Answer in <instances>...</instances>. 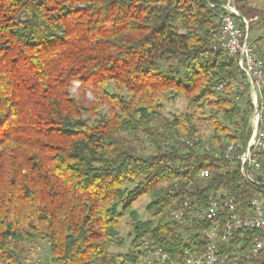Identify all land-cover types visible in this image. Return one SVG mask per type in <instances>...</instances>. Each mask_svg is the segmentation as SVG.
<instances>
[{
    "label": "trees",
    "instance_id": "1",
    "mask_svg": "<svg viewBox=\"0 0 264 264\" xmlns=\"http://www.w3.org/2000/svg\"><path fill=\"white\" fill-rule=\"evenodd\" d=\"M207 2L224 1L0 0V264H28L36 242L50 264H136L144 239L177 257L205 242L172 209L218 189L251 197L213 156L248 138L252 106L215 90L236 67ZM179 98L184 112L166 114Z\"/></svg>",
    "mask_w": 264,
    "mask_h": 264
},
{
    "label": "built area",
    "instance_id": "2",
    "mask_svg": "<svg viewBox=\"0 0 264 264\" xmlns=\"http://www.w3.org/2000/svg\"><path fill=\"white\" fill-rule=\"evenodd\" d=\"M207 7L219 24L214 48L224 51L236 67L235 76L222 79L215 90L220 93L227 87L236 102L246 92L252 106L248 138L226 142L213 156L219 169L238 174L251 197L240 200L233 192L218 189L204 205L183 202L168 213V219L180 227H195L205 242L202 247L184 249L172 257L162 246L144 239L136 264H252L264 255V52L249 40L248 21L233 7L209 2ZM196 142V138L175 139L176 145ZM210 174L204 168L194 178L204 180Z\"/></svg>",
    "mask_w": 264,
    "mask_h": 264
},
{
    "label": "rangeland",
    "instance_id": "3",
    "mask_svg": "<svg viewBox=\"0 0 264 264\" xmlns=\"http://www.w3.org/2000/svg\"><path fill=\"white\" fill-rule=\"evenodd\" d=\"M223 4H229L233 7L239 16L248 21L249 26V40L256 41L259 38L263 40L258 43V46L264 52V21L260 16L264 13V0H223ZM243 9L249 10L252 14L245 13ZM253 15V17H252ZM185 101L181 98L177 99L175 102L165 104V113L177 114L184 112ZM205 130V129H204ZM206 132L204 131V136ZM148 202L147 197L141 198L137 203H135L132 209L137 213L138 218L141 221L148 219L149 214L145 211V206ZM132 220L128 215H126L121 224L118 227V235L124 240V245L120 248H113L112 251L115 253H125L129 248V242L131 238L128 236L129 233L132 234ZM50 250L48 244L45 242H36L33 244L27 254L28 264H50Z\"/></svg>",
    "mask_w": 264,
    "mask_h": 264
}]
</instances>
